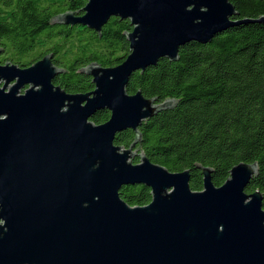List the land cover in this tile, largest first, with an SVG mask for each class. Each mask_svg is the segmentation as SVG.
<instances>
[{
	"label": "water",
	"instance_id": "1",
	"mask_svg": "<svg viewBox=\"0 0 264 264\" xmlns=\"http://www.w3.org/2000/svg\"><path fill=\"white\" fill-rule=\"evenodd\" d=\"M111 18L130 22L129 54L114 68H82L90 93L55 86L62 71L52 55L0 65V264H264L263 197L246 193L257 164L233 167L220 187L201 168L202 190L192 191L189 170L171 173L135 143L114 145L118 133L138 135L173 105L128 95L134 73L264 16L237 19L228 0H87L82 16L64 13L53 24L99 34ZM103 111L108 120L92 123ZM136 185L150 189L148 205L120 198Z\"/></svg>",
	"mask_w": 264,
	"mask_h": 264
},
{
	"label": "trees",
	"instance_id": "2",
	"mask_svg": "<svg viewBox=\"0 0 264 264\" xmlns=\"http://www.w3.org/2000/svg\"><path fill=\"white\" fill-rule=\"evenodd\" d=\"M237 19L264 16V0H228ZM87 0H0V48L12 64L31 66L47 55L62 71L53 84L67 94H87L94 87L81 69L96 64L120 65L129 54L126 34L130 22L111 18L98 34L81 25H54L64 13L80 16ZM178 61L160 60L156 66L132 75L126 93L140 91L158 103L172 101L166 111L144 121L136 135L127 130L114 145L133 143L151 163L171 173L190 171L189 187L201 191V168L213 171L212 184L222 186L239 164H257L258 174L246 189L258 190L264 210V24L230 28L201 45L179 49ZM109 118L98 112L91 122ZM138 164L137 158L132 160ZM120 198L129 207L150 203V189L124 186Z\"/></svg>",
	"mask_w": 264,
	"mask_h": 264
},
{
	"label": "flooded vegetation",
	"instance_id": "3",
	"mask_svg": "<svg viewBox=\"0 0 264 264\" xmlns=\"http://www.w3.org/2000/svg\"><path fill=\"white\" fill-rule=\"evenodd\" d=\"M80 16H82V12H81ZM4 54H5L4 50H2L0 48V65H5L7 63L12 64V58H9V57L5 56Z\"/></svg>",
	"mask_w": 264,
	"mask_h": 264
}]
</instances>
